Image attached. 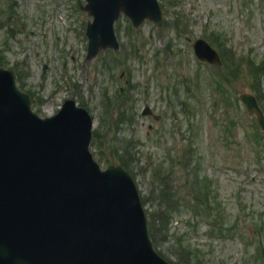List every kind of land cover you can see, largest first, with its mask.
Masks as SVG:
<instances>
[{"label": "rangeland", "instance_id": "obj_1", "mask_svg": "<svg viewBox=\"0 0 264 264\" xmlns=\"http://www.w3.org/2000/svg\"><path fill=\"white\" fill-rule=\"evenodd\" d=\"M76 1L0 0V67L32 112L56 114L68 98L84 108L90 155L127 170L147 219L163 190L182 200L151 240L169 264H264V132L238 98L253 94L264 114V0H158L159 26L121 15L119 49L88 62L91 18ZM200 38L226 57L220 66L196 60Z\"/></svg>", "mask_w": 264, "mask_h": 264}, {"label": "water", "instance_id": "obj_2", "mask_svg": "<svg viewBox=\"0 0 264 264\" xmlns=\"http://www.w3.org/2000/svg\"><path fill=\"white\" fill-rule=\"evenodd\" d=\"M86 3V61L119 48L113 23L121 11L134 27L145 18L162 22L156 0ZM192 48L200 61L220 63L202 39ZM240 100L264 131L255 98ZM30 104L13 73L0 68V264H168L152 248L131 176L119 165L101 170L90 155L87 111L68 99L57 115L41 119Z\"/></svg>", "mask_w": 264, "mask_h": 264}, {"label": "trees", "instance_id": "obj_3", "mask_svg": "<svg viewBox=\"0 0 264 264\" xmlns=\"http://www.w3.org/2000/svg\"><path fill=\"white\" fill-rule=\"evenodd\" d=\"M178 201L174 199V196L170 195L166 190H163L159 196V205H162L163 210H158L156 216L152 217V226H150L149 231L152 240L155 238V232L158 236L163 238V236L170 230L168 228V223L172 220L171 215L175 211ZM158 205V206H159Z\"/></svg>", "mask_w": 264, "mask_h": 264}]
</instances>
